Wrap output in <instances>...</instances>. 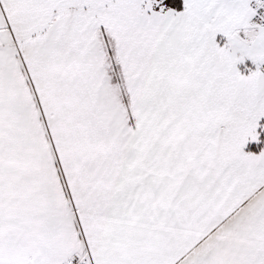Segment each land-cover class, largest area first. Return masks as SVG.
<instances>
[{"label": "snow or ice", "instance_id": "obj_1", "mask_svg": "<svg viewBox=\"0 0 264 264\" xmlns=\"http://www.w3.org/2000/svg\"><path fill=\"white\" fill-rule=\"evenodd\" d=\"M0 264H264V0H0Z\"/></svg>", "mask_w": 264, "mask_h": 264}]
</instances>
